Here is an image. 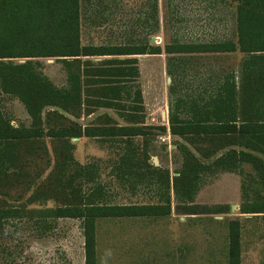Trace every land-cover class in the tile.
<instances>
[{"label": "trees", "instance_id": "16d2710c", "mask_svg": "<svg viewBox=\"0 0 264 264\" xmlns=\"http://www.w3.org/2000/svg\"><path fill=\"white\" fill-rule=\"evenodd\" d=\"M226 1L235 5L234 41L175 43L164 48L171 80L169 133L184 141L176 145L183 161L172 182L166 171L167 195L154 204L109 205L103 202L99 184L89 193L83 191L87 167L74 161L71 142L142 135L135 57L159 55L161 49L82 45L81 0H0V94L15 97L31 120L29 127H14L0 110V223L21 218L78 219L84 264H97L99 219L168 216L171 186L179 204L191 210L204 174L240 173L242 164H249L264 184V0ZM236 52L245 56L238 77L236 71L218 68L214 77L195 89L182 84L178 69L192 60ZM97 57L104 59L91 60ZM15 59L22 62L14 63ZM42 59H55L61 65L64 87L55 86L42 72ZM193 76L202 80L198 73ZM94 109L113 110L129 125H118L108 115L97 124H80L81 117L92 115ZM125 152L123 166L130 163L131 144H125ZM216 154L207 164L200 159L210 160ZM71 166L76 167L75 175L68 171ZM76 177L86 181L76 182ZM47 203L52 207L42 206ZM219 209L203 207L204 213ZM240 213L264 214V201L242 205ZM228 226V264H241L240 224L230 221Z\"/></svg>", "mask_w": 264, "mask_h": 264}, {"label": "rangeland", "instance_id": "374dc122", "mask_svg": "<svg viewBox=\"0 0 264 264\" xmlns=\"http://www.w3.org/2000/svg\"><path fill=\"white\" fill-rule=\"evenodd\" d=\"M80 25L81 43L85 46L161 49L159 55L135 57L142 95V135L131 139L72 140L74 161L87 167L88 183L82 185L83 191L89 193L99 184L103 202L109 205L159 203L168 192L166 171L172 182L182 167L176 145L184 143L170 136L166 129L171 80L166 73L168 55L164 48L175 43L234 41L235 5L226 0H81ZM244 57L236 52L196 58L178 69L182 84L195 89L200 82L206 84L209 77H214L218 68L236 71L238 77ZM41 64L42 72L55 86L66 85L65 73L55 59H42ZM195 73L202 80L194 77ZM0 110L14 127L31 124L24 107L13 96L0 94ZM102 115H108L118 125H129L109 109H94L92 115L82 116L79 123H100ZM160 127H166V131ZM125 144H131L133 152L129 155L130 163L123 166ZM217 154L210 160L198 156L207 164ZM154 168H158L157 174ZM75 170V166L68 169L72 175ZM126 171H131V175ZM81 180L85 178H75L76 182ZM170 198L168 216L97 220V264H228L230 221L240 224L241 264H264V214L240 213L242 205L264 201V184L249 164H242L240 173L204 174L191 210L179 204L172 186ZM216 205L220 207L218 213H204L203 207ZM191 211L197 214H186ZM83 242L78 219L4 220L0 223V264H84Z\"/></svg>", "mask_w": 264, "mask_h": 264}, {"label": "crops", "instance_id": "0c3cea01", "mask_svg": "<svg viewBox=\"0 0 264 264\" xmlns=\"http://www.w3.org/2000/svg\"><path fill=\"white\" fill-rule=\"evenodd\" d=\"M166 128V127H165ZM166 129H168L167 131L169 132V126L166 128ZM169 135H170V133H169ZM171 136V135H170ZM97 257V256H96Z\"/></svg>", "mask_w": 264, "mask_h": 264}]
</instances>
